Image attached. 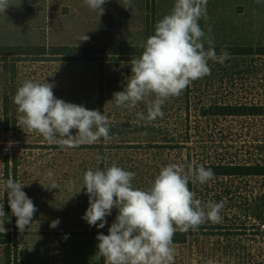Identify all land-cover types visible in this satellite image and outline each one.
<instances>
[{"label": "rangeland", "instance_id": "1", "mask_svg": "<svg viewBox=\"0 0 264 264\" xmlns=\"http://www.w3.org/2000/svg\"><path fill=\"white\" fill-rule=\"evenodd\" d=\"M9 2L11 5L6 12H0V44L74 45L84 54L88 53L90 57L96 53L102 54L100 57L102 60L103 55L110 51L106 49L144 45L147 37L155 34L156 24L172 11L175 4V0H130L132 11L124 7L125 0H106L103 5L104 13L100 15L99 10L93 11L87 7L84 0H9ZM206 7V18L202 17L199 20L200 27L206 34L205 45H208L207 38L211 37L214 39V45L264 46V2L208 0ZM85 35L89 39L81 41ZM123 61L105 60L104 79L99 78L98 60L25 64L21 82L22 84L25 80L49 82L53 85L56 98L95 110L96 87L102 79L109 91L107 115L111 122L123 126L121 134L110 135L107 141L99 142L113 146L108 149V156L103 163L104 169L116 164L126 171L134 172L136 175L132 180L133 187L148 189L153 185L161 169L166 167V163L178 164V158L169 147L158 149L149 143L177 142L180 138L185 141L184 135H178L179 130L184 133L185 128V121L178 120L179 103L182 102L184 91L178 97H170L162 106L163 118L154 121L146 119L148 110L146 102L139 103L132 110L119 107L113 99V94L123 91L131 76V60ZM236 61L240 63L239 58H232L227 61L226 67L231 70L235 66L243 69L242 63L234 65ZM215 63L217 62L208 61V64ZM260 75L261 73L258 74ZM209 82L218 84V76ZM240 82L243 81H236ZM252 82L257 84L258 81ZM225 83H228L227 78ZM150 99L154 100L155 96ZM138 113H142L145 118L141 119ZM222 123L224 126L218 134H209L204 139L207 141L206 145L211 147L209 150L211 156H224L227 159L233 157L240 161L244 159L250 161L259 155L264 157L262 141L264 136L262 126L258 122L234 118L222 120ZM21 127L23 128L22 125ZM21 127L18 125V131H24L22 133L16 134L12 130L0 135V172L2 169L0 179L5 171L4 165H1L4 164L6 155H11L15 151L20 157L31 155L29 169L18 181L26 184L22 190L33 200L37 211L28 230L23 233L18 228V232H14L15 229L11 230L16 242H12L10 247L12 252L18 255L14 257L13 264H101L97 247L99 241L96 239L101 229L90 226L82 219L89 207L86 188L76 194L83 184L84 173L89 169L95 170L96 163L99 164L96 154L85 148V144L83 148L77 146L62 149L59 145L49 144L39 133L28 132ZM71 131L73 135L77 132L76 129ZM126 142L141 144L134 148L115 147L117 143ZM25 143H33L29 145L31 151L27 150L28 146ZM40 145L47 147L40 148ZM188 145L192 146L193 143ZM159 151L161 158L157 154ZM98 167L101 169V166ZM48 170L53 171L59 188H48L51 183L46 176ZM69 181L75 183L72 191L68 190ZM201 201L204 202V198H201ZM232 203V206L227 204L228 210L220 212L222 221L218 224L222 227L230 221H239L238 219L252 215L247 213L243 201L236 200ZM118 211L114 207L112 214L106 217V229L109 230ZM57 218L61 223L55 229L50 228L51 222ZM205 223L217 224L211 221ZM193 233L188 236L185 244H174L177 250L174 264H208L209 260L213 261V264H230L225 254L229 244H232L233 248L239 245L242 251L244 246L246 250L256 249L247 246L252 240L247 241L243 236L239 238L205 234L208 232H203L202 235ZM6 253L7 247L0 244V264H6ZM245 260L247 259L235 262L245 264Z\"/></svg>", "mask_w": 264, "mask_h": 264}, {"label": "clouds", "instance_id": "2", "mask_svg": "<svg viewBox=\"0 0 264 264\" xmlns=\"http://www.w3.org/2000/svg\"><path fill=\"white\" fill-rule=\"evenodd\" d=\"M105 3L106 0H84L87 7L99 10L100 15ZM207 3L208 0H175L172 11L156 24L155 34L147 39L142 55L130 61L127 86L113 94L117 106L132 110L146 102L148 121L163 118L162 106L170 97L180 96L193 81L211 74L209 60L223 65L230 58L226 48L217 55L211 37L207 38L209 47L205 49L206 34L199 20L207 16ZM10 5L9 0H0V12H6ZM124 7L133 11L130 0H125ZM88 39L85 35L81 41ZM153 95L154 100L150 99ZM14 103L21 114L18 125L23 130L39 133L49 144L62 149L110 138L106 115L56 98L49 82L25 80L17 89ZM138 115L145 118L142 113ZM73 129L77 130L75 135ZM135 175L116 164L103 170L89 169L76 193L86 188L89 207L82 219L90 226L103 229L113 208L119 210L109 234L100 232L96 237L106 264H174L177 250L173 238L177 229L186 233L189 229L197 231L206 221H222L223 202L205 204L189 188L190 181L206 184L214 180L211 168L193 161L185 172L184 165L170 164L161 169L148 189L133 187ZM46 176L51 181L48 188H59L52 170ZM25 185L9 178L3 186L21 233L30 228L37 211L33 200L22 190ZM74 187L75 183L69 181L68 190ZM5 214L4 206L0 207V216ZM60 223L57 218L50 228L55 229Z\"/></svg>", "mask_w": 264, "mask_h": 264}, {"label": "trees", "instance_id": "3", "mask_svg": "<svg viewBox=\"0 0 264 264\" xmlns=\"http://www.w3.org/2000/svg\"><path fill=\"white\" fill-rule=\"evenodd\" d=\"M149 37H147L148 39ZM146 44V43H145ZM144 44V45H145ZM144 45H134L128 48L114 47L103 55V60L100 58L102 54H94L92 57L74 45H3L0 44V135L7 134L12 130L16 134L24 131H18L19 116L14 103V96L17 89L22 86L21 78L23 76V66L25 64H37V62H70V61H93L98 62L100 68L99 78L104 79L105 60L114 62V60H124L123 62L139 58L143 51ZM217 55L219 56L222 49H227L230 54L228 62L232 58H239L234 65L241 64L244 68L234 67L233 70L226 67L227 61L223 65L220 63L209 64L211 74L206 75L201 79L193 81L183 92L182 102L179 103L180 113L179 121H185L184 133L179 130V136H185L183 142L180 138L177 142L168 143H149L152 147L163 148L169 147L178 158V164L185 166V172L188 170V165L193 161L196 164H203L205 168H211L215 173V178L206 184L189 182L191 191L197 194L196 198H204V203L223 202L222 211L228 210V205L232 206V202L239 200L243 201L246 209L252 215L245 216L239 221H230L225 227L220 224L211 225L203 223L197 231L189 229L188 232L182 233L177 229L173 243L185 244L188 236L191 234H205L218 236H238L246 239L247 246L255 247V251L251 249L244 251L239 245L233 248L229 244L225 254L230 264H240L235 260H245V264H264V157H254L247 161H240L235 158L211 156L207 141L204 139L209 134H218L224 126L222 120H231L234 118H246L258 122L262 126L264 136V46H249V45H214ZM209 45H205L207 49ZM100 58V59H99ZM118 62V61H117ZM231 66V65H230ZM228 83H225L224 77ZM261 73L260 76L258 74ZM218 76V84L210 83V79ZM224 79V80H223ZM257 80V84L252 81ZM236 81H243L236 83ZM248 81V82H247ZM96 105L95 110H99L106 115L109 120L110 133L109 136H117L122 133V127L119 123L110 121L107 115V93L109 92L106 84L101 79L96 87ZM116 130V132H114ZM205 134V135H204ZM204 135V136H203ZM104 141L101 137L94 144H85L84 147L93 151L97 156L95 170L101 166L104 169V162L108 156V149L112 145H104L99 143ZM264 141V140H262ZM193 145L189 146L188 144ZM204 143V144H203ZM33 143H25L28 151H31ZM134 144V145H133ZM141 143H124L115 144V147L134 148L139 147ZM1 145V143H0ZM40 148H46V145H40ZM83 148V145L78 146ZM75 148V147H74ZM178 149V151H176ZM200 150L202 153H200ZM159 151L158 156L162 155ZM32 156L27 155L20 157L15 151L11 155L4 157V172L0 179V206H4L5 215L1 216L0 222V244L7 247L6 264H13L14 257L17 253L11 250V243L16 242L12 236L11 230L18 232L16 226L17 217L12 214L8 195L4 191V184L7 179L12 178L18 180L28 171ZM166 166L167 163L165 164ZM22 167V168H21ZM21 168V169H19ZM2 172V169H1ZM0 172V174H1ZM230 202V203H229ZM210 228L209 231H204ZM217 229L219 231H217ZM225 229L226 231H221ZM105 235L109 234V230L105 227L101 229ZM225 232V233H224ZM231 246V247H230ZM237 248L239 250H237ZM16 262V260H14ZM105 258L100 254V263L104 264Z\"/></svg>", "mask_w": 264, "mask_h": 264}]
</instances>
